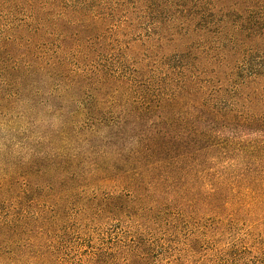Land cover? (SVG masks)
I'll return each instance as SVG.
<instances>
[{
	"label": "trees",
	"instance_id": "obj_1",
	"mask_svg": "<svg viewBox=\"0 0 264 264\" xmlns=\"http://www.w3.org/2000/svg\"><path fill=\"white\" fill-rule=\"evenodd\" d=\"M135 28L131 56L101 64ZM1 115L26 134L1 143L0 249L56 184L115 181L114 210L223 209L264 173V0H0Z\"/></svg>",
	"mask_w": 264,
	"mask_h": 264
},
{
	"label": "rangeland",
	"instance_id": "obj_2",
	"mask_svg": "<svg viewBox=\"0 0 264 264\" xmlns=\"http://www.w3.org/2000/svg\"><path fill=\"white\" fill-rule=\"evenodd\" d=\"M139 32L135 28L125 35L117 54L106 45L101 64L129 58L131 52L125 50L138 47ZM37 120L57 125L44 114ZM22 126H14L13 133L0 129V152L1 143L14 134L15 147L24 142ZM259 178L258 193L239 189L223 209L199 204L190 209L193 214L177 203L164 207L127 198L114 202L119 210L109 208L104 198L124 195L115 181L82 185L73 192L58 184L53 192L39 189L36 202L23 200L15 209L16 225L0 249V264H264V173ZM178 212L184 216L177 217ZM133 256L143 259L129 260Z\"/></svg>",
	"mask_w": 264,
	"mask_h": 264
}]
</instances>
